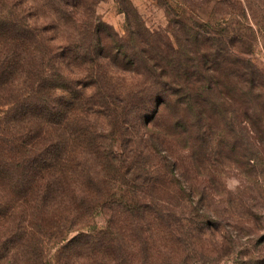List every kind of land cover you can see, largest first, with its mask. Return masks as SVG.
I'll return each instance as SVG.
<instances>
[{
    "label": "trees",
    "instance_id": "16d2710c",
    "mask_svg": "<svg viewBox=\"0 0 264 264\" xmlns=\"http://www.w3.org/2000/svg\"><path fill=\"white\" fill-rule=\"evenodd\" d=\"M45 6L56 15L55 23H65L64 52L61 43L46 37L58 29L55 23L38 21L24 0H0V264H81L77 247L86 249L84 264H111V249L121 245V234L114 236L118 226L141 233L142 223L157 222L161 205L151 189L189 200L181 205L186 217L173 223L163 217L174 235L187 236L196 226L223 256L234 254L233 264H264V213H236V220L252 227L247 236L256 245V251L236 253L238 221L220 220L210 200L206 209L193 203L178 164L158 145L167 140L155 127L162 119L160 106L173 103L179 112L182 103L203 105L212 86L195 90L171 79L167 87L151 83L140 97L117 80L112 84V73H135L139 63L121 43L114 53L109 50L111 27L83 6L86 17L77 29L76 0ZM170 64L161 68L165 78L173 73ZM175 94L180 99H173ZM256 101L251 108H264V100ZM94 114L110 122L107 131H98ZM242 121L260 142L264 115L246 114ZM97 213L106 224L100 230L90 226ZM71 232L76 233L69 238ZM138 239L147 252L143 235ZM63 241L49 260L48 247ZM93 244L101 249L94 251Z\"/></svg>",
    "mask_w": 264,
    "mask_h": 264
},
{
    "label": "rangeland",
    "instance_id": "374dc122",
    "mask_svg": "<svg viewBox=\"0 0 264 264\" xmlns=\"http://www.w3.org/2000/svg\"><path fill=\"white\" fill-rule=\"evenodd\" d=\"M58 1L24 0L32 6L31 13L38 21L53 23L56 15L45 4ZM76 1L81 6L77 8V29L80 18L86 17L81 15L83 6L84 10L88 6L86 14L90 15V8L93 9L94 16L111 27L109 50L114 53L121 43L138 60L135 73H112V84L117 80L116 83L131 87L140 97L153 82L167 87L175 79L195 90L212 86L201 98L203 105L182 103L179 112L173 103L160 106L162 119L155 126L167 135V140L158 145L178 164L180 180L189 186L187 193L193 203L206 209L207 201H212L223 222L235 221L236 213L245 211L264 213V133L257 142L249 124L242 121L246 114L264 115V108L259 105L255 109L250 107L255 106L253 100L256 103L264 100V0ZM55 24L58 29L47 32L46 37L56 39L57 45L61 43L64 52L69 46L63 37L65 23ZM169 63L173 73L165 78L161 68ZM172 97L180 99L177 94ZM179 114L183 122L176 124ZM93 116L98 131L110 128L106 118ZM115 144L120 148L122 142L116 139ZM150 192L161 205L156 211L157 222L142 223L141 233L128 226H118L114 236L121 234L118 237L121 245L111 249L114 257L108 256L113 259L111 264L234 263V254L223 256V250L216 249L207 233L200 235L196 226L188 230L187 236L170 231L168 220L173 223L187 216L188 211L181 207L190 203L187 197L184 203L173 192L166 193L163 189ZM163 217L169 219L163 221ZM242 219L236 220L241 230L234 251H256L254 241L247 236V233L253 235L252 227L242 223ZM105 225L99 213L94 225L90 224L97 230ZM75 233H69L68 237ZM140 234L146 240L147 252L141 249ZM65 242L48 247L49 260L53 261ZM92 246L94 251L101 249L99 245ZM77 250V259L80 257L84 264L86 249L77 247ZM103 252L99 254L102 262L106 259Z\"/></svg>",
    "mask_w": 264,
    "mask_h": 264
}]
</instances>
